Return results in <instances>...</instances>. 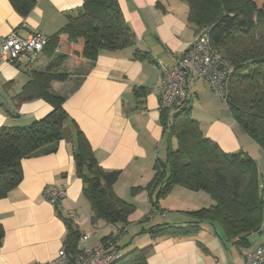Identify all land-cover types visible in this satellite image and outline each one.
I'll return each instance as SVG.
<instances>
[{
	"label": "crops",
	"instance_id": "1",
	"mask_svg": "<svg viewBox=\"0 0 264 264\" xmlns=\"http://www.w3.org/2000/svg\"><path fill=\"white\" fill-rule=\"evenodd\" d=\"M117 1L133 33L134 44L122 51H102L76 88L75 75L65 83L51 84L53 93L65 97L63 108L69 117L66 136L54 153L22 159L19 185L0 199V225L4 230L0 264H36L54 259L67 236L64 221L69 214L75 215L72 223L80 238L88 235L81 230L84 221L91 229L109 230L101 238L113 234L110 230L113 227L103 221L90 223V207L82 192V182L75 173L72 121L85 135L100 167L119 172L112 188L114 194L135 207L128 217L125 235L133 225L140 229L135 231V238L127 249L141 238L144 245L153 244L146 264H242L243 249L239 250V261L229 254L236 248L229 242H221L219 229L215 235L204 223L198 234L181 239L161 238L152 242L145 234L137 235L141 229L157 224H183L187 220L183 213L210 207L212 200L203 201L206 207H195L194 202L185 198L192 195L188 192H193L175 186L159 200L157 210L149 203L155 189H147L153 179L156 159L165 162L168 145L175 146V140H166L167 132L164 133L173 113L162 118L156 86L160 66L170 67L197 36L187 21L188 6L180 0ZM82 4V0H37L24 17L15 11L9 0H0V37L13 32L23 38L33 33L51 37L66 24L67 16L76 15ZM136 49L148 53L149 59L134 60ZM58 54L48 58L42 52L24 57L16 65L0 64V98L3 92L8 99L0 103V128L29 125L52 110L42 99L20 103L18 96L29 81L30 71L44 70ZM64 66L79 75L88 70L86 63L76 64L71 57L65 60ZM205 85L201 80L188 85L191 117L202 130L200 116H212L207 131L202 130L204 136L225 153L243 151V143L250 145V142L234 127L230 114H222L221 119H217L203 108L208 98ZM48 185L65 188V198L57 208L43 198V190ZM144 217L149 221L138 225ZM86 243L79 239L78 250ZM198 244L208 253H203Z\"/></svg>",
	"mask_w": 264,
	"mask_h": 264
},
{
	"label": "trees",
	"instance_id": "2",
	"mask_svg": "<svg viewBox=\"0 0 264 264\" xmlns=\"http://www.w3.org/2000/svg\"><path fill=\"white\" fill-rule=\"evenodd\" d=\"M82 1L76 15L67 16L66 24L48 37L43 54L48 58L56 52L59 54L44 70L30 71L29 81L18 96L20 103L42 99L52 110L29 125L0 128V199L19 185L22 159L54 153L66 136L69 117L63 108L65 97L53 93L51 84L65 83L75 75L76 88L102 51H122L134 44L133 33L117 0ZM180 1L188 6V23L197 34L207 30L211 46L232 67L233 75L221 100L226 103L238 130L264 152V0ZM9 2L25 17L37 0ZM68 57L76 64L86 63L88 70L82 75L73 74L64 66ZM149 57L146 52L134 50V60ZM160 112L162 118L168 117V111ZM190 113L187 102L173 113L168 126H164L166 140L174 139L175 146L168 143L165 162L156 159L153 179L147 187L155 189L149 203L158 210L159 200L179 186L192 192H205L212 205L183 213L187 217L183 224H157L141 229L137 235L145 234L152 242L161 238L181 239L198 234L204 223L215 235L219 229L221 242H229L243 252L252 249L249 236L261 233L264 216V191L259 187L255 161L243 151L223 152L204 136ZM70 126L75 143L72 151L75 173L82 182V192L90 207V223L103 221L115 230L100 239V244L112 245L109 252L115 251L118 255L111 264H146L153 244L143 245V248H134V245L130 249H127L130 243L119 246L118 239L126 233L128 217L135 209L112 190L119 172L100 167L85 135L73 121ZM143 220L141 224L147 222L146 218ZM64 222L67 236L63 247L76 255L80 233L71 219L66 218ZM3 238L4 230L0 225V247ZM107 242L110 243L106 245ZM198 246L203 253H208L204 246Z\"/></svg>",
	"mask_w": 264,
	"mask_h": 264
},
{
	"label": "built area",
	"instance_id": "3",
	"mask_svg": "<svg viewBox=\"0 0 264 264\" xmlns=\"http://www.w3.org/2000/svg\"><path fill=\"white\" fill-rule=\"evenodd\" d=\"M47 43L48 37L41 33L23 38L13 32L0 37V64L15 65L24 57L37 56L43 52ZM232 75V67L211 46L208 32L203 30L170 67L160 66L156 86L158 108L168 113L178 111L191 97L188 85L197 80L204 81L214 95L223 100ZM43 198L49 204L57 205L65 198V188L48 185L43 190ZM68 218L73 220L75 216L69 214ZM87 240L86 235L80 238L82 243ZM111 246L93 249L84 245L76 255H71L62 246L54 259L36 264H111L118 257L115 251L109 252ZM242 264H264V243L244 251Z\"/></svg>",
	"mask_w": 264,
	"mask_h": 264
},
{
	"label": "rangeland",
	"instance_id": "4",
	"mask_svg": "<svg viewBox=\"0 0 264 264\" xmlns=\"http://www.w3.org/2000/svg\"><path fill=\"white\" fill-rule=\"evenodd\" d=\"M205 88H206V91H204V92L208 94V98H207V100L205 102V105L203 104V108L206 111L210 112L217 119H221L222 114H225L227 116L229 111H228V107H227L226 103L224 101H222L221 99H218L208 86L205 85ZM4 98L7 99L5 94L2 92V95H1V98H0V103H1V101L2 102L4 101L3 100ZM200 118H201V123H202L201 124L202 130L207 131V129L209 127V123L212 121L213 117L206 114V115H201ZM229 118L233 122V119L231 118V116H229ZM234 127H236L235 123H234ZM243 135H245V134H243ZM245 136H247V135H245ZM240 139H242V137ZM247 140H249L248 142H250V145H249V143L244 142L243 143V147H245L246 150L243 148L244 149L243 151H245V153H248L252 157V159L255 161V164H256L257 170H258V175H259V178H258L259 179L258 180L259 181V187L261 189H263L262 191H264V152L260 149L259 146H257L255 143H253L248 136H247ZM160 157L162 159L163 156H160ZM123 191H124V189L122 190L121 193H123ZM188 193L192 194V195H188L185 198L188 201L194 202L195 203V207L196 206L197 207H206V206H203L204 205L203 201L204 200H211L209 195L206 194L205 192H193V193L188 192ZM158 204H159V202H158ZM185 207H187V206H185ZM207 208H209V206H207ZM174 213L175 212L173 211L172 214H174ZM73 216H75V215L73 214ZM83 216L87 217V215L85 216L84 214H83ZM146 217H144V218H146ZM146 221L147 222L149 221L148 218H146ZM142 222H144V220L140 221V223L138 225H142L141 224ZM147 222H145V223H147ZM145 223H143V224H145ZM80 226H82L81 230H83L84 233L88 234V235L84 234V235H86L89 238L87 243H86L87 246H95V248H100V246H103V244H100V238L102 236H104L105 233H108L109 230L106 231V232H100L101 230L97 231V230L91 229L87 225V223L85 224V221ZM139 229H140L139 226H136V225H133V227H130L129 230H128V234L127 235L123 234L124 238H122V237H121L122 239L120 238L119 246L123 247L125 244L130 243L131 240L133 238H135V234L138 232ZM110 230L115 231L113 228H111ZM135 231H137V232H135ZM249 240H250V243L252 244V248H254L257 245H259L260 243L264 242V216H263V222H262V227H261V233H253V234H251L249 236ZM109 243L110 242H107L106 245H108ZM143 243H144V239L137 238L134 241L135 247L134 246L133 247L134 248H137V247H142L143 248V247H145V246H143L144 245ZM80 246H81V244H80ZM123 251L126 252V250H123ZM229 254L231 256L237 258L240 261V252H239V250L231 249Z\"/></svg>",
	"mask_w": 264,
	"mask_h": 264
}]
</instances>
